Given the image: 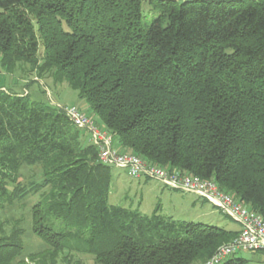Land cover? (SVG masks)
Segmentation results:
<instances>
[{"label":"trees","instance_id":"16d2710c","mask_svg":"<svg viewBox=\"0 0 264 264\" xmlns=\"http://www.w3.org/2000/svg\"><path fill=\"white\" fill-rule=\"evenodd\" d=\"M22 64L67 82L120 151L264 218V0H0V68ZM24 167L40 180L22 184ZM111 169L62 111L0 90V211L39 195L42 243L25 255L13 226L0 264H204L237 236L109 204Z\"/></svg>","mask_w":264,"mask_h":264},{"label":"rangeland","instance_id":"374dc122","mask_svg":"<svg viewBox=\"0 0 264 264\" xmlns=\"http://www.w3.org/2000/svg\"><path fill=\"white\" fill-rule=\"evenodd\" d=\"M157 15V12L143 3L144 25L148 26ZM39 55L41 56V48ZM0 90L22 94L28 101L48 105L60 111L64 107L76 106L82 112H86L85 103L77 98L67 82L55 80L53 71L40 74L37 70H32L28 64L18 65L9 72L0 68ZM86 115L92 120H97L93 114ZM98 126L103 128L101 125ZM111 170L112 181L108 195V202L111 205L138 211L149 217L156 210L157 215L176 221L201 223L231 231L238 230L236 223L206 200L190 193L165 188L154 180L133 179L126 171L120 169ZM35 180L36 182L40 180L38 167H24L20 171L19 181L22 184L26 185ZM38 201H40L39 195H28L12 207L0 211V237L9 235L13 226L19 225L24 231L22 241L25 255L38 251L42 244L31 231L30 209ZM235 256L246 260L247 264H264L262 253L241 251ZM73 259L80 264H95L87 255H74Z\"/></svg>","mask_w":264,"mask_h":264},{"label":"built area","instance_id":"2783aa9c","mask_svg":"<svg viewBox=\"0 0 264 264\" xmlns=\"http://www.w3.org/2000/svg\"><path fill=\"white\" fill-rule=\"evenodd\" d=\"M62 112L74 127L88 134L90 142L98 151V160L101 164L126 171L133 179L154 180L165 188L193 194L206 200L237 224V236L219 247L204 264H222L241 251H264V218L250 211L232 196L220 191L215 182L180 172L169 173L131 153L120 151L113 136L99 127L78 107H64Z\"/></svg>","mask_w":264,"mask_h":264}]
</instances>
